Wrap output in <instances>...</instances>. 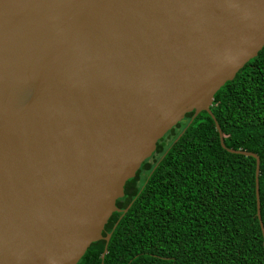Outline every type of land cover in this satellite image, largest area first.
<instances>
[{"label":"water","instance_id":"water-1","mask_svg":"<svg viewBox=\"0 0 264 264\" xmlns=\"http://www.w3.org/2000/svg\"><path fill=\"white\" fill-rule=\"evenodd\" d=\"M263 46L264 0H0V264H76L99 240L102 260L124 183L191 111L255 160L264 241L259 159L209 109Z\"/></svg>","mask_w":264,"mask_h":264},{"label":"trees","instance_id":"trees-1","mask_svg":"<svg viewBox=\"0 0 264 264\" xmlns=\"http://www.w3.org/2000/svg\"><path fill=\"white\" fill-rule=\"evenodd\" d=\"M209 109L224 147L259 159L264 229V46L214 94ZM254 168L253 158L220 147L205 112L186 113L124 183L100 233L110 235L103 259L99 240L76 264H264Z\"/></svg>","mask_w":264,"mask_h":264}]
</instances>
